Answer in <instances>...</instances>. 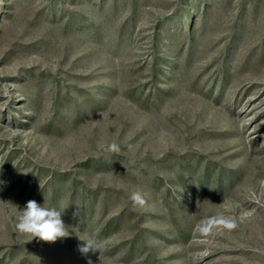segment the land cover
Returning <instances> with one entry per match:
<instances>
[{"label": "rangeland", "instance_id": "rangeland-1", "mask_svg": "<svg viewBox=\"0 0 264 264\" xmlns=\"http://www.w3.org/2000/svg\"><path fill=\"white\" fill-rule=\"evenodd\" d=\"M88 259L264 264V0H0V264Z\"/></svg>", "mask_w": 264, "mask_h": 264}, {"label": "clouds", "instance_id": "clouds-1", "mask_svg": "<svg viewBox=\"0 0 264 264\" xmlns=\"http://www.w3.org/2000/svg\"><path fill=\"white\" fill-rule=\"evenodd\" d=\"M107 150L118 153L120 148L119 145L113 142L107 146ZM130 199L134 207H143L146 203L144 195L139 191L133 192ZM217 225L228 230H234L237 227L234 219L226 216H218L207 221L203 230L207 233L211 231L212 227ZM15 227L18 234L29 236L31 240L38 238L44 242H55L59 238H66L70 235L68 228L62 220L61 212L55 208L41 206L35 200L27 202L24 209L17 216ZM79 239L81 238L79 237ZM81 240L84 243L79 247V251L83 255H87L90 252L95 254L97 251L100 253L103 247L102 241L93 237H85ZM87 264H92L91 259H88Z\"/></svg>", "mask_w": 264, "mask_h": 264}]
</instances>
